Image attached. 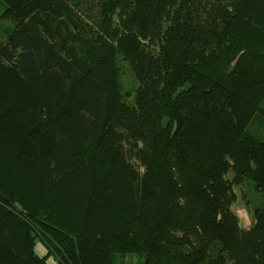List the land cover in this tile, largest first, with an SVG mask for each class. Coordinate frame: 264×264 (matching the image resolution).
Wrapping results in <instances>:
<instances>
[{"label": "trees", "instance_id": "16d2710c", "mask_svg": "<svg viewBox=\"0 0 264 264\" xmlns=\"http://www.w3.org/2000/svg\"><path fill=\"white\" fill-rule=\"evenodd\" d=\"M1 1L0 264H264L227 177L264 116V0Z\"/></svg>", "mask_w": 264, "mask_h": 264}, {"label": "rangeland", "instance_id": "374dc122", "mask_svg": "<svg viewBox=\"0 0 264 264\" xmlns=\"http://www.w3.org/2000/svg\"><path fill=\"white\" fill-rule=\"evenodd\" d=\"M4 9L5 5L0 0V25L10 28L15 21L3 14ZM122 82L124 90L128 93L127 100L133 103L141 114L158 123H166V118L150 104L142 85L126 63H123ZM130 159L139 167L133 156ZM230 164L237 166V173L232 168L227 175L228 179L233 180L236 175L240 178L238 182L233 183L236 199L231 205V211L237 216L240 227L250 230L255 223V207L264 205V116L255 118L249 125L233 152ZM142 170L141 168L140 171ZM35 250L41 257L47 254V247L41 240L36 241ZM46 262L58 264L54 256H49ZM136 263V257H126L125 264Z\"/></svg>", "mask_w": 264, "mask_h": 264}]
</instances>
